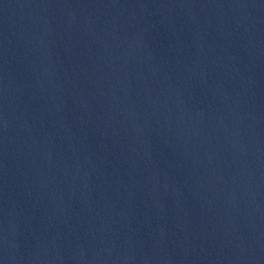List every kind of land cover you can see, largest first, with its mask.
Returning <instances> with one entry per match:
<instances>
[{
    "label": "water",
    "instance_id": "obj_1",
    "mask_svg": "<svg viewBox=\"0 0 264 264\" xmlns=\"http://www.w3.org/2000/svg\"><path fill=\"white\" fill-rule=\"evenodd\" d=\"M0 264H264V0H0Z\"/></svg>",
    "mask_w": 264,
    "mask_h": 264
}]
</instances>
